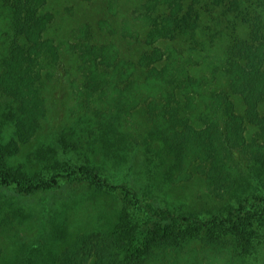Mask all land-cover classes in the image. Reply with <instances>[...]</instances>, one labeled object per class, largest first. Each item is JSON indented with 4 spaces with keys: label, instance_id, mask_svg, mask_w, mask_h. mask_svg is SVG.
Here are the masks:
<instances>
[{
    "label": "rangeland",
    "instance_id": "obj_1",
    "mask_svg": "<svg viewBox=\"0 0 264 264\" xmlns=\"http://www.w3.org/2000/svg\"><path fill=\"white\" fill-rule=\"evenodd\" d=\"M43 1L40 11L50 13L52 19L37 45L39 54H32L33 57L38 55L33 64L43 71V75L37 76L32 66L25 74V77L35 76L34 84H31L36 99L27 100L29 104H24L20 98L0 95V144L17 138L18 124L21 129H26L27 122L33 117L32 122H40L32 135L26 133L18 140L14 160L19 169L43 170L49 177L52 171L55 172L54 168L69 163L95 165L111 182L126 181L138 190L150 193L158 205L176 212L191 211L201 217L237 206L254 192L264 194V166L255 158L263 151L259 147L264 142L261 129L264 107H260L262 115H258L255 108L252 110V100L247 98V93L235 92V80L230 76L222 74L227 78L229 92L224 85H213L214 90L210 87L211 92L219 93L218 101L222 98V104H233L231 109L223 106V117L219 114L222 122L214 128L209 127L210 121L204 114L197 113L192 117L188 110L179 113L173 97L165 98L163 93L159 95L160 104L153 102L151 108L148 103L152 97L148 100H140L136 96L128 100L127 97L135 85V77L139 78L137 84L145 83L150 70L163 74L166 68L164 59L141 67L143 53L153 52L156 48L165 53L169 44L179 51L183 49V52L221 54L214 57L215 62L227 73L235 70V59L242 67L251 69L249 63L257 60L245 46L252 45L255 50L264 46V16L260 20L261 15L257 16L263 13L264 0L255 4L247 1L251 17L249 24L240 30L231 32L225 23H219L227 17L224 10L234 6V0L231 3L230 0H222L214 4L215 10H202L200 23L193 24L189 33L183 35L188 41L181 38L179 41L158 39L148 46L146 37H150V31L163 28L166 20L168 22L175 17L172 4L176 0ZM169 1L173 2L167 8L165 3ZM189 1L184 0L182 6L175 9L179 17H189L200 7L194 2L189 4ZM145 15L150 16L148 22L141 18ZM6 16V6L0 0V79L6 68L2 63L5 43L10 42L13 47L15 38L14 28L8 25ZM223 26L228 30V43L234 38L229 46L222 42ZM221 27L223 30L218 31ZM46 39L59 46L58 65L52 60V65L47 66L52 57L46 58L49 52ZM87 40L90 45L86 47ZM106 47L118 55L121 62L117 68L98 62L103 61L99 50ZM83 55H89V58L86 60ZM90 58L100 66L96 74H92L86 64ZM132 64L137 70L133 73L131 70L128 75L126 71ZM155 65L158 69L154 68ZM263 66L256 63L252 67L256 70L254 74L259 75L257 81L263 78ZM48 70L52 71L53 78L45 73ZM103 74L105 76L101 77ZM170 77L172 79V76L168 79ZM114 81L118 91L112 94ZM260 87L264 88V85L261 83ZM122 89L125 90L121 92ZM146 89L142 86L133 88L137 95ZM227 93H230L229 97ZM211 99L217 101L211 97L207 100ZM180 108L185 109L186 106ZM212 140L214 146H221L224 141L235 151L231 176L224 179L218 174L221 181L207 179L208 174L202 171H193L187 176L189 170L184 172L180 165L182 157L189 153L182 150L183 142L196 141L205 147L213 146ZM206 163L211 165L210 161ZM209 167L204 166L207 172ZM120 205L118 196L98 193L82 184H66L30 195L20 194L14 184L0 186V261L5 264L15 258L16 250L23 244L27 246L37 242L50 250L59 243L61 248L87 231L113 226ZM258 217L260 224L254 226L248 247L227 237L216 246L196 241L172 253L161 251L149 264H264V214Z\"/></svg>",
    "mask_w": 264,
    "mask_h": 264
},
{
    "label": "trees",
    "instance_id": "obj_2",
    "mask_svg": "<svg viewBox=\"0 0 264 264\" xmlns=\"http://www.w3.org/2000/svg\"><path fill=\"white\" fill-rule=\"evenodd\" d=\"M3 1L7 10L6 17L9 19L8 25H11L15 31V41L13 40V47H11L10 42L5 43L3 52L6 61L3 58L2 63L6 68L2 79H0V93L3 92L0 95L8 94L16 99L20 98L24 104H29L27 100L36 99V93H34L31 84V82L34 84L35 76L29 75L32 78H28L29 76L25 77V74L29 73L32 66L34 72H37V76L43 75V71L35 68L33 62L38 58L37 54L40 51H37V45L40 37L44 36V31L48 27L52 15L40 11V4L42 2L44 4L43 0H13V3L10 0ZM183 1L176 0L173 4V1L165 3L167 8V5L172 4V15L175 17L168 19V22L166 20L163 28L150 31V37H146L147 46L158 39L168 40L172 38L178 39V41L180 38L184 39L193 24L198 25L200 23L202 10L204 12L209 8L215 10L217 3L222 0H190L189 4L194 2L200 7H197L189 17H179L175 9L178 10ZM247 1L250 4L253 2L255 4L260 0H234V6L231 9L226 8L223 12L227 17H223L219 23H225V27L231 32L236 29L240 30L244 25L249 24V16L251 17V15ZM214 4L216 5L214 6ZM207 6L208 8L204 9ZM229 11L231 12L229 13ZM262 12L258 13L257 16L261 15L258 20L263 18L264 8ZM141 18L144 22H148L150 16L145 15ZM190 18L192 20L189 23ZM225 27L223 26L224 30L221 27L218 31H225L224 35H221L223 37L222 42L229 46L233 44L234 38L228 43L226 38L228 30ZM184 40L188 41L187 39ZM262 40L264 41V35ZM51 41V39H46L49 49L46 58L52 57L47 62V66L52 65V60L53 64L56 63L59 58V46ZM31 43H33L32 47L30 46ZM87 44L90 45L88 40L85 41L86 47ZM245 47L254 54L253 58L257 61L249 63L251 69H248L239 65L235 59V70L228 73L215 62L214 57H219L221 54L207 55L205 52H183V49L179 51L177 47L174 48L170 44L165 53L158 48L154 49L153 52H145L140 58L141 67L153 62L157 64L164 59L166 60V68L163 74H159L155 69L150 70L151 74H147L145 83L137 84L139 78L135 77L133 80L135 85L127 95L128 100H132L134 96L140 100H148V97H152V101L148 103L151 108L153 102L156 105L160 104L159 95L163 93L165 98L173 97L172 99L176 101L175 108L179 113L183 114L184 111L188 110L192 117H196L197 113L204 114L210 121L209 127L214 128L222 122L219 114L221 113L223 117V106L226 105V109L233 107V104H222V98L218 101V96H220L218 92H211L213 85H224L226 92H229V87L226 84L227 78H225L227 74L235 80L233 87L235 92L247 93V98L252 100L250 101L252 110L255 108L258 115H262L260 107H264V88H261L260 85L261 83L264 85V72L261 74L262 80L257 81L259 75L257 76L256 72L254 74L256 70L252 67H255L256 63L258 66L259 64L264 65V46L258 47L257 50L252 45ZM34 52L37 54L33 57ZM99 52L103 56V61H98L99 63L118 67L121 61H118L119 57L116 53L114 54L113 49L106 47ZM8 55L9 57H7ZM83 57L87 60L89 55H83ZM88 62L86 64L92 70V74H96L97 69L100 68L99 64L93 58H90ZM56 64L58 65V63ZM131 66H128L126 71L128 75L131 74V70L132 73L137 70L133 64ZM154 68L158 69L157 65ZM45 73H48V77L53 78L51 70ZM223 73L225 77L222 76ZM97 76L100 77L98 74ZM104 76L103 74L101 77ZM168 76H172V79L171 77L168 79ZM252 80L257 83L256 86ZM115 82L111 84L112 94L118 91ZM247 85L249 89H247ZM136 86L147 89L137 95L136 91L133 90ZM210 87L212 88L210 89ZM245 89L249 92H246ZM124 90L122 89L121 92ZM230 93L232 92L230 91ZM230 93H227L228 97ZM209 97L215 98L219 103L212 99L208 101ZM183 106L186 108H180ZM34 118L27 122L26 129H21L22 126L19 124L16 126L17 138L13 137L12 140L0 144V186L5 187L14 184L20 194L30 195L38 191H51L66 184H82L98 193L118 196L121 205L117 221L113 226L99 228L97 231H87L75 241L70 242L69 245L61 248L59 243H56L55 247L52 246L50 250L37 242L27 246L23 244L16 250L15 258L9 259L5 264H149L161 251L162 253H172L175 249L196 241L216 246L224 242L227 237L238 245L241 243L248 247L251 244L252 230L255 225L260 224L258 216L264 214V194L254 192L245 199L243 198L237 206H229L221 212L201 217L191 211L176 212L158 205L153 202L150 193L140 191L126 181L111 182L109 177L103 174L101 168L95 165L69 163L61 167L53 166L56 167L54 168L55 172L51 170L53 173L49 177L44 175L43 170L31 172L19 169L14 160V156L17 154L18 140L23 138L26 133L32 135L35 129L40 126V122L39 124L32 122ZM37 120L39 121L40 118L38 117ZM184 125L187 124L184 123ZM261 129L264 139V125ZM211 144L213 146L204 147L199 146L196 141L183 142L182 150H188L189 153L188 156L182 157L180 165H182L181 169L184 172H187L186 169L189 170L187 176L192 175L193 171L205 172L208 174L207 179L210 180L216 178L221 181L217 176L218 174L224 179L231 176V163L234 158L233 155L236 154L235 151L224 141L223 145L220 144L223 147L214 146L213 140ZM259 148L263 151L259 155H255V158L261 166H264V142ZM206 161H210L211 165L207 164ZM204 166H211V168H207V172ZM62 167L63 169H61ZM234 171H237L236 167H234ZM0 264H2L1 261Z\"/></svg>",
    "mask_w": 264,
    "mask_h": 264
}]
</instances>
